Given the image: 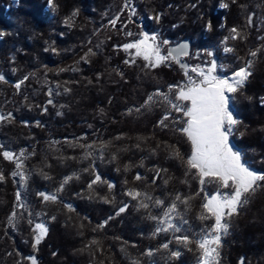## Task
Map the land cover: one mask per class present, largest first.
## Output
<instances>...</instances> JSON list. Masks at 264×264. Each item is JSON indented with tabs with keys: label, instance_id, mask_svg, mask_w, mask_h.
<instances>
[{
	"label": "trees",
	"instance_id": "obj_1",
	"mask_svg": "<svg viewBox=\"0 0 264 264\" xmlns=\"http://www.w3.org/2000/svg\"><path fill=\"white\" fill-rule=\"evenodd\" d=\"M220 1L133 0L135 14L131 15L124 8L126 0H54L55 8L47 0H0V75L5 77L0 81V114L12 113L11 122H0V146L16 154L23 150L27 156L23 171L28 174L22 187L20 177L10 175L14 163L0 156V171L6 177L0 182V264H29L25 257L30 255L38 264H132L133 260L139 264H197L200 253L195 244L189 251L176 243L171 232L153 236L155 221L125 195L129 189L146 192L164 200L165 206L177 194L193 197L187 209L177 202V210L188 221L182 225L185 233H199L213 222L202 221L199 215L205 194L215 193L217 185L201 186L192 174L186 177V166L169 156L168 145L185 157L191 154L190 142L176 131L183 125L175 121L186 117L171 111L165 121L169 126L161 128L157 125L167 112L165 105L135 111L157 89L168 93L169 85L185 83L184 71L172 60L169 66L152 70L142 68L145 61L141 58L125 64L135 50L125 52L121 46L133 41V36L125 34L129 27L155 34L157 42L168 41L161 46L165 55L166 46L175 39L197 38L203 48L214 47L237 28L243 38L227 37L233 49L227 58V73L252 60L253 75L231 101L242 123L230 138L249 166L264 172V29L258 25L264 17V0H223L228 7L222 8ZM117 16L119 22L112 27L109 21ZM89 48L95 55L85 63L81 57ZM258 49L256 57L250 56ZM25 76L29 78L24 80ZM22 80L17 90L15 85ZM94 142V156L89 159L82 158L81 148L72 146ZM102 142L106 148H101ZM157 169L166 171L157 175ZM137 174L143 179L135 180ZM96 175L114 185L113 189L109 191L107 183L101 182L89 188ZM68 177L57 203L42 202L38 192H56ZM17 192L26 207L16 208L19 222L12 228L7 218L17 203ZM64 204L72 205L75 212H68ZM124 204L128 205L125 212L117 215ZM152 212L159 214L160 209ZM29 219L48 227L35 251L34 224L29 225ZM105 220L103 229L93 231ZM93 239L99 243L91 244ZM169 241L168 250L160 247ZM177 249L181 255L171 257L170 252ZM148 251L153 254L146 255ZM220 260L221 264H264V191L230 218Z\"/></svg>",
	"mask_w": 264,
	"mask_h": 264
},
{
	"label": "snow or ice",
	"instance_id": "obj_2",
	"mask_svg": "<svg viewBox=\"0 0 264 264\" xmlns=\"http://www.w3.org/2000/svg\"><path fill=\"white\" fill-rule=\"evenodd\" d=\"M50 7L55 8L54 0H47ZM233 3L236 0H232ZM131 0H126L124 8H129L132 14H135V9L130 8ZM222 7H228V4L224 3ZM123 11V9H121ZM76 15V13H73ZM120 19L117 16L109 21L112 27H115L117 21ZM157 21L160 20V16L154 17ZM131 21V16L129 17ZM252 18L249 17V24H251ZM211 25H209V28ZM230 39L243 38L241 32L233 27L231 30ZM127 36L132 37V32H126ZM110 39V37H109ZM158 36L155 34H148L141 31L135 40L132 42L124 43L121 47L125 52L134 49V53H129L132 56V60H125V64H135L137 58H141L145 63L142 65L144 69H156L160 66H169L168 61L175 60L184 71L186 82L180 85H169L168 93H164L157 89L156 92L147 96L140 108L135 109L136 112H140L141 109L151 110L152 107L158 104L165 105L167 107L166 114L158 121V125L161 128H167L169 125L165 123L168 120V113L175 111L182 113L186 120H178L175 123L182 124V127L176 129L184 136L191 145V154L185 157L178 148L173 145H168L170 158L177 159L186 166L185 176L192 174L194 178L198 179L201 186L212 183L217 185L215 193L205 194L204 202L201 204L202 213L199 215V219L202 221L212 220L210 225H206L199 233H185L182 225H187L188 221L184 219L178 209L177 202L185 205L187 209L191 199L193 197H181L179 194L175 196V199L165 206V201L153 197L149 193L137 191L135 189H129L125 192V195L130 196L133 200L137 201V209H143L147 213V218L155 221L156 227L153 231V236L160 233H173V239L177 244L183 245L189 251L193 249L190 245L195 244L196 249L199 250V258L197 264H221V247L224 236L228 235L230 227V218L239 214L240 210L250 204L258 193L264 191V172H258L252 169L244 159V154L238 150H235L230 144L229 137L232 136L241 125L242 121L235 115L231 109V101L234 99V94L242 93V90L246 87L250 77L253 75V61H247L244 66H241L231 72V75H219L218 72L223 71V66L218 65L215 60L209 62L207 67L201 65H195L189 69V66L179 59V56L188 55L185 49L187 45H180L178 49L168 48L167 54H162L161 46L167 45L169 42L166 40L158 41ZM228 39V38H226ZM54 50V49H53ZM225 52H231L233 49L225 47ZM257 51L250 52V56L256 57ZM208 56H212V52L206 53ZM95 52L91 48L84 54L81 59L88 63L89 56H94ZM76 70V69H60L59 71ZM195 73L196 78H193L189 74ZM118 75H123L118 72ZM29 77L25 76L24 80ZM5 77L0 75V81H4ZM23 80L15 85L19 90ZM65 91H68L66 88ZM157 97L161 98L159 101ZM190 102L185 104L182 102ZM261 102L264 103V97H261ZM52 103L51 100L48 101ZM132 110L129 109V114ZM12 113H8L7 116L0 114V122H11ZM39 126V125H37ZM73 147H79L83 150V159H89L94 156L95 142L93 144L77 143L73 144ZM139 146V145H137ZM107 144L102 142L101 148H106ZM159 147V145L157 146ZM3 146H0V156L4 160L14 163L15 170L10 173L11 176H19L20 180L24 182L21 186H25L28 179V174L23 171L24 160L27 159L25 152L22 150L19 154L12 151L2 150ZM113 160L117 159L114 154ZM195 169L193 173L192 170ZM127 170V166H125ZM88 171V169H85ZM94 172L95 169L93 168ZM164 169H157L156 174L159 175ZM45 179H50L46 173H42ZM75 175V174H74ZM78 179L79 177L76 176ZM6 179L3 171H0V182H4ZM71 177L65 178L60 184L56 192L44 193L38 192L37 195L42 197V202L57 203L59 201L58 192L62 191L65 184L68 183ZM135 180H142L139 174L134 177ZM98 182L107 183L101 181V177L96 175L89 183V188ZM155 183V180H153ZM167 183V181H165ZM109 191L114 187L111 183H107ZM221 189H227L228 191H221ZM204 191L203 187L200 189ZM199 195V192L197 193ZM16 204L13 206V212L7 218L8 226L15 228V225L19 222L16 208H25L26 205L22 202V195L20 192L16 193ZM105 202H110L106 197ZM127 204L119 207L117 215L125 212ZM64 208L68 212H75V208L70 204H64ZM153 208L160 209L159 214L152 212ZM29 215H32L29 213ZM37 216L40 213H36ZM113 217H109L111 220ZM55 220L56 217H51ZM108 220L98 224L93 231L97 229H103ZM179 220V222H177ZM29 225L32 227V248L38 250V246L41 241L48 234V227L44 222H33L28 220ZM83 227V225H81ZM180 233V235H176ZM82 234V233H80ZM172 241L162 244V249L168 250ZM99 241L93 239L91 244L97 245ZM87 247V245L85 246ZM83 251V249L81 250ZM122 251H125L122 249ZM151 256L152 251L145 253ZM55 255V253H53ZM181 255L180 250H172L170 256L178 258ZM29 264H38L35 256L25 257ZM132 264H139V261L133 260ZM241 264L243 262L241 261Z\"/></svg>",
	"mask_w": 264,
	"mask_h": 264
},
{
	"label": "rangeland",
	"instance_id": "obj_3",
	"mask_svg": "<svg viewBox=\"0 0 264 264\" xmlns=\"http://www.w3.org/2000/svg\"><path fill=\"white\" fill-rule=\"evenodd\" d=\"M222 4H224V1L221 0L219 2V7L222 8ZM130 8L131 9H134L135 6H134V2L133 0H131V4H130ZM127 10L130 11L129 8H127ZM130 14L133 15L130 11ZM119 22V20H118ZM258 25L264 29V17H261L260 20H259V23ZM129 30L130 32L134 33V34H139L141 32V30H136V29H131L129 27ZM262 36L264 35V30H262ZM137 35H134L133 36V40H135L137 38ZM231 36V31L229 32L228 36H224L221 38V40H219V42L217 43L216 46L214 47H206V48H203L201 45L202 43L200 41H198L199 39L195 38L193 39L192 41V45H191V51H190V54L187 55V56H183L182 57V60L186 61L188 63V66H189V69L195 65H201L202 67H207L209 62L212 61V60H215L217 62L218 65H222L223 66V71H220L218 72L219 75H231V72L230 73H227L228 71V68L230 67V65H228V61H227V58L230 57V55L232 54V51L231 52H225L224 49L225 47L227 48H231V45H229V41L228 39H226L227 37ZM260 36V37H262ZM190 38V37H189ZM191 39V38H190ZM180 40V39H179ZM192 40V39H191ZM195 40V41H194ZM178 40L175 39L173 41V43L177 42ZM193 42L195 43V46H193ZM262 51L264 52V41L262 43ZM207 52H212L213 55L212 56H208L206 53ZM162 54H164L162 52ZM174 63L175 60H172ZM244 66V65H243ZM189 74L191 76H193V78H196V74L195 73H191L189 72ZM187 102V101H185ZM186 104H190V102H187ZM231 109H232V105H231ZM233 111V109H232ZM187 119V118H186ZM235 134V133H234ZM233 134V135H234ZM232 135V136H233ZM231 137V136H230ZM229 137V140H230V144L231 146H233V148L235 150H238L234 147L232 141H231V138ZM240 151V150H238ZM241 153H243L242 151H240ZM245 162L248 164V161L245 160ZM249 165V164H248Z\"/></svg>",
	"mask_w": 264,
	"mask_h": 264
},
{
	"label": "water",
	"instance_id": "obj_4",
	"mask_svg": "<svg viewBox=\"0 0 264 264\" xmlns=\"http://www.w3.org/2000/svg\"><path fill=\"white\" fill-rule=\"evenodd\" d=\"M180 45H187V48L185 49V51H187V53L189 55L190 51H191L192 40L189 37H187V36H184L183 38H181L177 42L171 43V44H169L166 47H167V49L168 48H176V49H178ZM182 57H183V55L179 56V59L182 62H184V63H186L188 65V63L186 61L182 60ZM176 64L180 67V65L178 63H176Z\"/></svg>",
	"mask_w": 264,
	"mask_h": 264
}]
</instances>
